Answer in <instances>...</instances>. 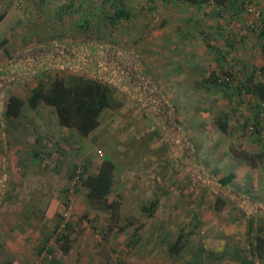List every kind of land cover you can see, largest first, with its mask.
<instances>
[{
	"label": "rangeland",
	"instance_id": "1",
	"mask_svg": "<svg viewBox=\"0 0 264 264\" xmlns=\"http://www.w3.org/2000/svg\"><path fill=\"white\" fill-rule=\"evenodd\" d=\"M118 9L129 16L112 23ZM0 15V264H264L255 253L264 237V101L251 92L237 93L244 101L235 106L221 101L214 81L231 75L237 92L264 82V0H0ZM216 15L236 32L237 59L222 56L228 69L203 34ZM248 40L256 52L246 59ZM78 64L94 78L104 67L127 89L116 88L120 106L89 137L60 126L44 104L5 119L8 97L27 100L42 80L82 74ZM143 76L149 94L135 87ZM203 77L218 90H204ZM228 113L226 134L219 116ZM106 159L116 215L89 205L78 181ZM230 173L238 194L219 183Z\"/></svg>",
	"mask_w": 264,
	"mask_h": 264
},
{
	"label": "trees",
	"instance_id": "2",
	"mask_svg": "<svg viewBox=\"0 0 264 264\" xmlns=\"http://www.w3.org/2000/svg\"><path fill=\"white\" fill-rule=\"evenodd\" d=\"M183 3H187L192 6L202 7L209 3H216L220 6H224L227 0H180ZM128 12L125 9L116 10L110 18V21L121 20L122 18H128ZM5 16L0 15V24L3 22ZM78 52V53H77ZM91 52V51H90ZM85 50H75L74 54H80L83 58L90 57L97 60H102L104 55L101 52L94 56L95 53ZM86 53V54H84ZM77 67L81 73H75L67 78L57 77L52 81H40L39 84L32 89L31 95L27 100L22 99L16 95L8 97V101L5 106L4 117L6 120H16L23 117L25 110L35 111L41 104L51 107L55 110L59 120L60 126L67 129L76 130L77 133L83 137H89L95 132L101 125L100 118L102 114L108 109H116L120 106L119 102L114 99V91L118 86L124 90H127L121 81H114L111 78V73L102 67L94 72L97 77H88V69L85 66ZM122 68V66H121ZM96 70V69H95ZM261 73L264 74V67L261 68ZM129 75H132L130 72ZM133 76V75H132ZM144 80L133 77L135 87L139 91H143L145 88L150 87V83L144 76ZM132 79V80H133ZM216 79V78H215ZM215 81V80H214ZM217 85V84H216ZM218 86V85H217ZM219 87V86H218ZM230 86H224L222 88H228ZM240 93H252L262 101H264V82L255 83L249 80V83L245 86V89L238 87ZM131 93V91H128ZM151 93V89L147 88L146 94ZM136 103L141 105V100L132 95ZM259 118V115H257ZM222 130L227 134V123L223 120ZM86 171L87 169L84 168ZM77 172V171H75ZM75 172H72L71 178H75ZM115 166L111 160L106 159L102 162L99 171L96 174H85L86 176L78 177V181L86 189V200L89 205L101 210H111L113 215H116L120 204L119 201L109 202V196L113 192L115 184ZM235 179V174L230 173L219 181L220 185L231 188L232 181ZM238 194V193H237ZM65 239H68L67 235H64ZM173 248V247H172ZM175 249H179L178 243H176ZM173 249V250H175ZM180 250V249H179ZM255 253L258 259L264 262V237L258 236L256 238ZM68 247H63V252H68Z\"/></svg>",
	"mask_w": 264,
	"mask_h": 264
},
{
	"label": "crops",
	"instance_id": "3",
	"mask_svg": "<svg viewBox=\"0 0 264 264\" xmlns=\"http://www.w3.org/2000/svg\"><path fill=\"white\" fill-rule=\"evenodd\" d=\"M248 26V25H247ZM205 29V33H203L204 35L206 34L205 37H207V45L206 47H208L209 49H211L212 51H215L217 52V54L219 55L218 59H217V63H221L225 69H228L230 67H228V63L226 61H223L222 59V56L223 54L227 55L228 59L229 58H233L234 60L237 59L236 57L238 56L237 55V51H236V32L232 31L231 28H232V24L230 23V21H226L225 19L223 18H220L218 17L217 15L214 17V19H212L211 21H208V23L206 24L205 27H203ZM230 37H229V35ZM243 36V35H241ZM230 38V40L228 39ZM245 41V40H243ZM248 43V46L246 45H243L242 47V51L244 53V56L245 58L247 59V53L249 54V52H252V53H255L256 50L252 51V49L255 48L254 45H251L249 44V40L247 41ZM250 46H253L250 50ZM210 51V50H209ZM230 59V60H231ZM248 63L251 62V59L250 61L247 60ZM205 68V67H203ZM214 70L215 72V68L212 69ZM202 79L205 80L204 82V90H209V88L211 89V87H209L208 85V81L203 77ZM212 86V89L214 90H218L217 88H215L213 85H210ZM222 90V91H221ZM221 94L218 96L219 98H221V101H224L223 99V96L227 97L229 100H231V102H234V106L237 104L236 102L238 101H244L242 100L241 98H238V95L237 93H239V91L237 92V89H235L234 87H228V88H221ZM160 90L158 89L157 92H159ZM162 92V91H160ZM259 99V98H258ZM257 99V100H258ZM256 101V100H254ZM226 102V100L224 101ZM231 113V112H230ZM228 113L229 115H221L219 116L220 119H222L225 123H228V119L230 117H232V114ZM219 119V122L221 121Z\"/></svg>",
	"mask_w": 264,
	"mask_h": 264
},
{
	"label": "built area",
	"instance_id": "4",
	"mask_svg": "<svg viewBox=\"0 0 264 264\" xmlns=\"http://www.w3.org/2000/svg\"><path fill=\"white\" fill-rule=\"evenodd\" d=\"M248 11L250 13H252L253 15L255 14V10L250 8L248 9ZM251 29H254L255 28V25H253V23H251V26H250ZM215 83L219 86V87H224V86H232L233 83H232V77L231 75H218L215 79Z\"/></svg>",
	"mask_w": 264,
	"mask_h": 264
}]
</instances>
